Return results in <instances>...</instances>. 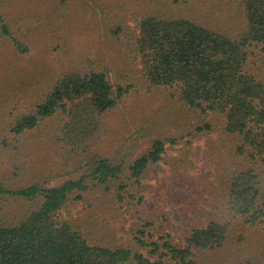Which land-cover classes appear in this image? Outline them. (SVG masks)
Returning a JSON list of instances; mask_svg holds the SVG:
<instances>
[{
	"label": "rangeland",
	"instance_id": "obj_1",
	"mask_svg": "<svg viewBox=\"0 0 264 264\" xmlns=\"http://www.w3.org/2000/svg\"><path fill=\"white\" fill-rule=\"evenodd\" d=\"M0 11L9 31L28 47L26 53L18 52L0 22L4 187H51L83 174L89 154L59 140V118L19 135L12 127L35 111L65 74L104 72L115 87L128 92L104 116L90 156L114 158L128 167L154 140L175 142L167 144L162 160L140 181L131 179L126 167L119 182L88 190L82 198L73 196L62 218L100 243L133 248L135 230L145 223H154L157 237L171 233L183 241L191 229L220 218L230 222L226 245L200 253L198 264L261 261L264 233L238 219L227 220L221 205L226 169L238 161L237 144L223 135L218 120L181 106L169 89L150 85L133 47L139 22L148 15L195 19L236 36L245 26L240 0H0ZM209 121L212 130H202ZM121 185H126L124 190ZM41 204V198L0 195V224L17 226Z\"/></svg>",
	"mask_w": 264,
	"mask_h": 264
},
{
	"label": "trees",
	"instance_id": "obj_2",
	"mask_svg": "<svg viewBox=\"0 0 264 264\" xmlns=\"http://www.w3.org/2000/svg\"><path fill=\"white\" fill-rule=\"evenodd\" d=\"M240 2L245 26L236 36L195 19L148 15L139 22L133 47L150 85L169 89L181 106L218 120L223 135L237 144L238 161L223 179L222 209L227 220L238 219L264 233V0ZM0 22L3 35L26 53L28 47L9 31L1 11ZM127 92L104 72H70L35 111L17 120L12 131L19 135L59 118V140L89 158L80 177L61 185L35 183L9 190L0 182V195L42 199L39 210L21 224H0V264H198L200 253L225 247L230 222L220 218L191 229L183 241L171 233L157 237L154 223H145L135 230L134 248L100 243L62 218L73 196L82 198L88 190L117 183L125 175V162L90 156V150L104 116ZM212 127L209 121L202 130ZM169 142L175 141L154 140L151 149L127 167L130 178L140 181L162 160ZM239 264H264V257Z\"/></svg>",
	"mask_w": 264,
	"mask_h": 264
}]
</instances>
